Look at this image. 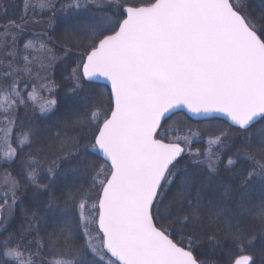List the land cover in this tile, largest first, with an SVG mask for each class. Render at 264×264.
Segmentation results:
<instances>
[{
  "label": "snow or ice",
  "instance_id": "obj_1",
  "mask_svg": "<svg viewBox=\"0 0 264 264\" xmlns=\"http://www.w3.org/2000/svg\"><path fill=\"white\" fill-rule=\"evenodd\" d=\"M20 4L12 17L0 0V162L11 169L0 264H264V11L247 0ZM181 108L227 126L164 135ZM29 190L44 199L9 231Z\"/></svg>",
  "mask_w": 264,
  "mask_h": 264
},
{
  "label": "trees",
  "instance_id": "obj_2",
  "mask_svg": "<svg viewBox=\"0 0 264 264\" xmlns=\"http://www.w3.org/2000/svg\"><path fill=\"white\" fill-rule=\"evenodd\" d=\"M5 2L8 4L7 7V12L9 16L12 17H16L19 16L23 13V7L20 4V0H5ZM247 6H248V10L254 14V15H260V13L262 11H264V0H247ZM0 11H3L2 9H0ZM30 15H32V13L30 12ZM36 20H40L41 17L37 14L34 17ZM44 20L47 19V17L43 18ZM30 27H32L30 25ZM46 27L45 24H37L34 27H32V30L34 32H40L42 31L44 28ZM71 67V65H69V68ZM57 75H60L59 70L57 71ZM96 84V83H94ZM99 85L100 90H104L106 88V86L102 85V84H97ZM20 86H23L22 84ZM176 117L177 119H179L178 123L174 124V126H176L177 128H179V130H187L188 126H191V128L195 127V126H199V124L203 123V122H210V121H217L216 125H222L224 127L227 126V121L222 119V118H216V117H211V118H207V119H192L190 117H187L184 113H175V115L170 116L168 119L164 120V128L166 127V125L168 124V122L173 118ZM55 119V118H54ZM215 125V126H216ZM201 126V125H200ZM163 128V129H164ZM162 130V129H161ZM211 135V134H210ZM209 135V136H210ZM91 159L96 160L97 165L99 166V164L103 163L104 161L99 157V155L97 153H93L91 156ZM5 170H11L8 166V164L3 163L0 165V173H3ZM83 183H84V189L87 193V195L85 196V200L87 202V204H92L95 200L96 197V190L91 188V177H84L83 178ZM88 197H91V199H89ZM34 198H38L41 201H43L44 197L40 196V197H34L33 196V191L29 190L27 192V194L25 196H23L22 201L17 203L16 205V217L10 221L11 223V227L9 228V231H13L15 228L18 227L19 221L22 218L21 217V209L23 207H25L27 205V202L34 199ZM31 207H35V205H28ZM41 207V211H43L42 208V204L40 205ZM41 235H43V231H44V225L41 224ZM47 231H51V228H48ZM6 234V233H5ZM29 240H32L33 237L29 236L28 237ZM201 251H205L204 249H201ZM203 258V257H201Z\"/></svg>",
  "mask_w": 264,
  "mask_h": 264
},
{
  "label": "rangeland",
  "instance_id": "obj_3",
  "mask_svg": "<svg viewBox=\"0 0 264 264\" xmlns=\"http://www.w3.org/2000/svg\"><path fill=\"white\" fill-rule=\"evenodd\" d=\"M23 87V86H21ZM188 117V116H187ZM179 119H177L176 117H173L168 124L166 125V127L164 129H162V133L166 136L169 137H175V136H183L187 133V130H179V128H177L176 126H174V124L178 123ZM217 124V121H210V122H203L201 124H199V126H195L192 129L193 130H203L205 128V126L207 125H213L215 126ZM201 125V126H200ZM211 134L210 131H205L203 133L202 136H197V137H193V143H192V147L194 149L199 148L201 150H203L204 148H206L207 145V141L209 139V135ZM3 164V162H0V165ZM89 206L91 204H88ZM86 211H91V209H87Z\"/></svg>",
  "mask_w": 264,
  "mask_h": 264
},
{
  "label": "water",
  "instance_id": "obj_4",
  "mask_svg": "<svg viewBox=\"0 0 264 264\" xmlns=\"http://www.w3.org/2000/svg\"><path fill=\"white\" fill-rule=\"evenodd\" d=\"M93 83H96V84H102V85L106 86V87L108 88V90H110V85H107V82L104 81L103 79H100V80H98V81H94ZM176 112H183V113H185L187 116H189V117L192 118V119H202V118L199 117V116H195V115H193V114H191V113H188L187 110H186V109H183V108H181V109H177ZM209 117H219V118L224 119L223 116H222V114H219V113H213V114H210ZM224 120H225V119H224ZM98 155H99V157L104 161L103 156H102L101 154H98Z\"/></svg>",
  "mask_w": 264,
  "mask_h": 264
}]
</instances>
